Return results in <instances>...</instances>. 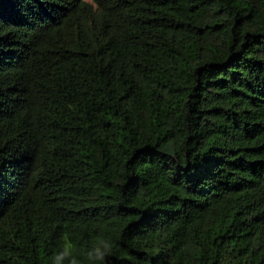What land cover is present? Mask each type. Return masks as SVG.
<instances>
[{"label": "trees", "instance_id": "16d2710c", "mask_svg": "<svg viewBox=\"0 0 264 264\" xmlns=\"http://www.w3.org/2000/svg\"><path fill=\"white\" fill-rule=\"evenodd\" d=\"M64 233L264 264V0H0V264Z\"/></svg>", "mask_w": 264, "mask_h": 264}, {"label": "clouds", "instance_id": "9594fccd", "mask_svg": "<svg viewBox=\"0 0 264 264\" xmlns=\"http://www.w3.org/2000/svg\"><path fill=\"white\" fill-rule=\"evenodd\" d=\"M115 247L114 241L103 236L94 237V243L85 252L88 264H107V258ZM52 264H82L75 255L74 245L67 233L60 238L59 251L54 253Z\"/></svg>", "mask_w": 264, "mask_h": 264}]
</instances>
